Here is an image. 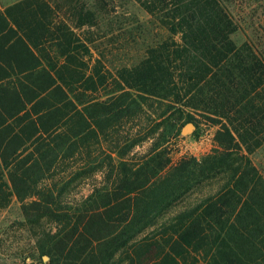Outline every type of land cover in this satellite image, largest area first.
I'll use <instances>...</instances> for the list:
<instances>
[{
    "label": "trees",
    "instance_id": "obj_1",
    "mask_svg": "<svg viewBox=\"0 0 264 264\" xmlns=\"http://www.w3.org/2000/svg\"><path fill=\"white\" fill-rule=\"evenodd\" d=\"M134 1L167 38L114 74L74 31L95 12L0 11V209L17 199L48 264H264V60L219 0ZM196 115L217 147L172 163Z\"/></svg>",
    "mask_w": 264,
    "mask_h": 264
},
{
    "label": "rangeland",
    "instance_id": "obj_2",
    "mask_svg": "<svg viewBox=\"0 0 264 264\" xmlns=\"http://www.w3.org/2000/svg\"><path fill=\"white\" fill-rule=\"evenodd\" d=\"M22 1L0 0V11L5 12ZM47 1L53 5L59 18L68 20L71 25L84 14H98L95 25L75 28L74 31L87 40L93 57L101 58L113 74L117 69L135 63L148 46L167 38V32L157 23H149L150 16L134 0H107L106 6H84L92 2L90 0ZM219 1L236 28L231 40L237 46L248 45L264 60V0ZM195 118L197 125L184 124L179 137L168 144L172 163L188 156L200 158L217 147L216 133L220 125L198 115ZM189 124L192 127L187 128ZM131 127L129 124L126 129ZM148 146L144 143L135 151L145 152ZM249 158L264 178V142L249 154ZM96 178L99 182L101 175L97 174ZM90 190L91 186L85 185L72 197L85 196ZM23 222L21 204L16 198L7 208L0 209V264H48L47 258L39 256L32 234Z\"/></svg>",
    "mask_w": 264,
    "mask_h": 264
},
{
    "label": "water",
    "instance_id": "obj_3",
    "mask_svg": "<svg viewBox=\"0 0 264 264\" xmlns=\"http://www.w3.org/2000/svg\"><path fill=\"white\" fill-rule=\"evenodd\" d=\"M190 127H192V125H191V124H189L187 128H190Z\"/></svg>",
    "mask_w": 264,
    "mask_h": 264
}]
</instances>
